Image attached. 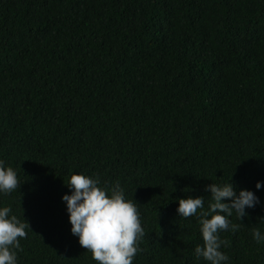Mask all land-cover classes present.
I'll list each match as a JSON object with an SVG mask.
<instances>
[{
  "label": "trees",
  "instance_id": "trees-1",
  "mask_svg": "<svg viewBox=\"0 0 264 264\" xmlns=\"http://www.w3.org/2000/svg\"><path fill=\"white\" fill-rule=\"evenodd\" d=\"M0 160L21 183L0 207L29 225L18 264H98L70 231L73 174L137 203L133 264H208L178 200L253 191L220 250L264 264V0H0Z\"/></svg>",
  "mask_w": 264,
  "mask_h": 264
},
{
  "label": "clouds",
  "instance_id": "clouds-1",
  "mask_svg": "<svg viewBox=\"0 0 264 264\" xmlns=\"http://www.w3.org/2000/svg\"><path fill=\"white\" fill-rule=\"evenodd\" d=\"M20 184L16 171L0 160V194L8 195L18 190ZM66 185L71 195H63L62 201L66 204L71 234L78 238V243L91 252L98 264H133L145 236L137 203L126 199L119 182L101 186L99 178L73 174ZM262 187L264 182L257 181L255 188ZM205 191L211 193L214 201L207 211H204L203 197L179 199L176 211L183 218L199 213L203 243L195 247V258H202L208 264H228L229 257L220 250L226 242L219 234L238 227L229 219L233 212L241 220L247 216L246 209L254 208L261 201L253 191L237 192L230 181L212 183ZM225 200L228 202H222ZM28 229V223L12 214L10 207H0V264H18L17 250ZM253 238L257 243H264V233L259 229L253 231Z\"/></svg>",
  "mask_w": 264,
  "mask_h": 264
}]
</instances>
